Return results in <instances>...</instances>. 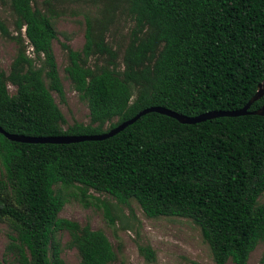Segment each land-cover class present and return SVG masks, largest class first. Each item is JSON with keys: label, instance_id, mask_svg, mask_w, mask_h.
Wrapping results in <instances>:
<instances>
[{"label": "trees", "instance_id": "16d2710c", "mask_svg": "<svg viewBox=\"0 0 264 264\" xmlns=\"http://www.w3.org/2000/svg\"><path fill=\"white\" fill-rule=\"evenodd\" d=\"M121 3L135 23L123 67L107 42ZM45 6L11 0L20 46L9 73L0 68V126L10 134L98 135L151 107L187 117L239 110L264 82V0H108L103 19L87 20L84 49L64 45L66 73L91 119L65 128L53 95L65 100L53 47L57 13ZM97 55L109 64L92 66ZM263 104L264 97L250 111ZM58 185L78 186L83 203L94 190L120 204L135 200L150 218L190 219L215 264H248L264 242V117L186 125L149 113L114 137L75 144L19 143L0 133V225L14 232L6 264H66L59 232L69 233L80 264L116 260L103 231L60 217L66 200ZM139 251L156 261L150 246Z\"/></svg>", "mask_w": 264, "mask_h": 264}, {"label": "rangeland", "instance_id": "374dc122", "mask_svg": "<svg viewBox=\"0 0 264 264\" xmlns=\"http://www.w3.org/2000/svg\"><path fill=\"white\" fill-rule=\"evenodd\" d=\"M47 1L57 13L54 20L57 39L53 42V47L64 86L65 100H62L56 92H53V95L65 116V128L76 122L88 125L91 122L89 105L75 90L66 73L68 55L64 45L70 46L75 51L84 49L87 20L95 22L103 19L108 0H34V3L46 10ZM119 5V10L107 32V42L118 53L116 64L123 67L124 53L135 23L123 3ZM15 19L11 0H0V23L7 31L0 28V68L7 73L20 46L19 40H16ZM23 39L27 45L25 35ZM32 50L28 46L27 51L30 56H33ZM109 62V58L98 55L90 59V64L94 67L107 66ZM9 90L11 94H15L17 89L9 85ZM109 127L108 124L105 130ZM56 188L61 189V194L66 200L60 217L103 231L116 253V260L112 264H215L200 227L190 219L150 218L135 200L130 204H120L112 196L94 190L88 192L86 203H83V196L78 186L62 189L58 185ZM259 203L264 204V194ZM13 234L12 228L7 223L0 225V261L3 264L13 261V256L9 252ZM56 242L61 248V257L66 264L81 263L78 250L71 246L68 232L57 233ZM140 246H150L156 253V261L148 262L141 255ZM263 256L264 242H260L250 255L248 264H263ZM228 264L234 263L229 261Z\"/></svg>", "mask_w": 264, "mask_h": 264}, {"label": "water", "instance_id": "95a60500", "mask_svg": "<svg viewBox=\"0 0 264 264\" xmlns=\"http://www.w3.org/2000/svg\"><path fill=\"white\" fill-rule=\"evenodd\" d=\"M264 97V82L259 86V90L257 94L248 102L246 106L239 110L234 111H214L209 112L197 117H187L166 108L162 107H151L141 111L137 116L128 120L117 127L105 132L103 134L98 135H90V136H61V137H29L17 134H10L6 132L0 126V133L3 134L7 139L13 142L19 143H28V144H75L86 141H103L109 139L111 137L116 136L117 134L123 132L126 128L136 123L140 118L149 114V113H158L173 119H176L182 124L186 125H195L202 122H206L208 120L222 118V117H241L247 115H255V116H263L264 117V104L261 108L250 111L252 105L262 99Z\"/></svg>", "mask_w": 264, "mask_h": 264}]
</instances>
